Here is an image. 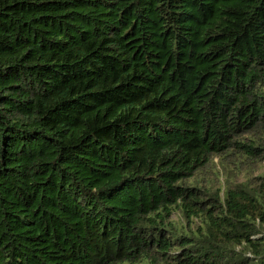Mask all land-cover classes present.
<instances>
[{
	"label": "trees",
	"instance_id": "16d2710c",
	"mask_svg": "<svg viewBox=\"0 0 264 264\" xmlns=\"http://www.w3.org/2000/svg\"><path fill=\"white\" fill-rule=\"evenodd\" d=\"M215 156L264 160V0H0V264H264Z\"/></svg>",
	"mask_w": 264,
	"mask_h": 264
},
{
	"label": "rangeland",
	"instance_id": "374dc122",
	"mask_svg": "<svg viewBox=\"0 0 264 264\" xmlns=\"http://www.w3.org/2000/svg\"><path fill=\"white\" fill-rule=\"evenodd\" d=\"M241 161L238 162L237 159L232 160L229 156H224L221 159V163L215 156L212 160V165L210 168L201 170L195 174L196 182L198 186H207L209 189H214L216 185L221 184L225 177H228L231 182H246L248 184L258 183L260 177L264 176V160L260 156H255L254 158H249L243 156L240 158ZM234 162V163H233ZM262 175V176H261ZM191 182H194L193 180ZM221 194V192H219ZM208 200H205V205ZM170 218L181 224L180 221L184 219L179 215V212L174 211L171 213ZM192 222L191 226L196 229L197 225L201 222L198 215L191 216ZM256 238L257 235H254ZM247 253V252H246ZM134 264H147L145 262L134 263Z\"/></svg>",
	"mask_w": 264,
	"mask_h": 264
}]
</instances>
